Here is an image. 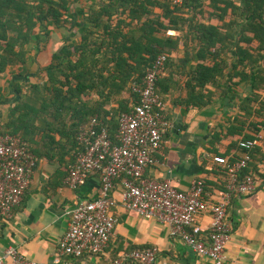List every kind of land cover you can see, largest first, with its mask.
I'll return each instance as SVG.
<instances>
[{
    "label": "trees",
    "instance_id": "1",
    "mask_svg": "<svg viewBox=\"0 0 264 264\" xmlns=\"http://www.w3.org/2000/svg\"><path fill=\"white\" fill-rule=\"evenodd\" d=\"M202 6V0H0V80L8 67L17 71L9 87L0 85V106L11 105L4 118L0 113L2 133L21 138L37 161L68 163L67 171L75 159L80 126L95 116L115 140L119 115L132 112L138 103L132 84L140 82L159 55L166 57L156 84L163 99L159 87L165 65L180 43L167 33L179 31L182 36L185 26L201 36L202 52L219 60L212 67H196L198 87L214 86L215 81L203 77L213 76L219 68L224 71L230 58H236L231 63L234 71L245 67L252 53L253 63L261 64L255 85H263L264 0H210L208 15L221 26L199 21ZM58 32L61 45L50 54L49 63L30 72L29 54L39 53ZM218 76L223 74L219 71ZM30 77L36 82L31 83ZM259 108L264 111V101ZM243 109L245 125L252 112L246 104ZM259 124L264 122L249 127ZM241 132L230 131L237 137L233 146L238 149L240 141L251 139ZM252 163L253 152L241 177L262 181L263 173Z\"/></svg>",
    "mask_w": 264,
    "mask_h": 264
},
{
    "label": "crops",
    "instance_id": "2",
    "mask_svg": "<svg viewBox=\"0 0 264 264\" xmlns=\"http://www.w3.org/2000/svg\"><path fill=\"white\" fill-rule=\"evenodd\" d=\"M202 2L199 21L205 25L221 26V21L208 15L212 11L210 0ZM190 13L193 16V12ZM196 22L194 19L192 26L195 27ZM167 34L180 40L170 53L159 87L170 128L162 151L156 155L157 164L147 169L146 176L158 181L169 180L181 191L189 189L191 181L200 178L204 180L207 192L223 190V169L214 163L213 158L241 156L242 152L233 146L237 137L230 133L237 129L242 130V136L254 141L252 166L264 175V125L249 127L250 123L264 122V111L259 110V104L264 101V84L258 88L255 85L261 64L253 63L252 53L246 66L234 71L231 63L236 58H230L224 71L219 68L213 76L203 77V80L215 81L214 86L198 87L196 67H210L214 60H219H212V56L202 52L201 36L195 29L191 31L185 26L182 36L179 31H168ZM54 37L56 39L51 37L39 53L29 54L30 72L36 73L39 66L47 65L50 54L58 50L61 45L59 32ZM256 45L253 41V46ZM260 62L263 63L264 59ZM219 71L223 77L218 76ZM16 72L15 68L8 67L0 85L9 87L8 83ZM235 73L243 74V78ZM35 79L30 77L29 81L35 83ZM247 97H252V100H247ZM92 99L94 101L95 96ZM189 100L193 102L190 105ZM245 104L252 113L243 125ZM9 106H0L3 118ZM67 164L44 159L37 161L21 202L9 219L0 221V253L14 247L38 264H112L133 251L156 248V264H212L208 259L198 257L179 239L171 237L168 227L155 219H145L134 211H127L120 205L111 210L117 222L109 247L103 253L97 256L85 254L81 259L63 258L55 263L58 242L70 223L67 212L79 200H92L100 193L98 173L91 174L78 189L68 188L65 184ZM119 192L117 182L113 192L117 201ZM227 219L231 231L224 264H264V179L254 193L232 199ZM198 223L207 229L211 223L210 213L201 214ZM122 264L135 263L126 261Z\"/></svg>",
    "mask_w": 264,
    "mask_h": 264
},
{
    "label": "built area",
    "instance_id": "3",
    "mask_svg": "<svg viewBox=\"0 0 264 264\" xmlns=\"http://www.w3.org/2000/svg\"><path fill=\"white\" fill-rule=\"evenodd\" d=\"M166 57L159 55L139 83L132 84L138 103L132 112L118 117L114 141L108 126L95 116L80 126L74 162L67 167L65 184L71 190L82 186L93 173L100 177V193L92 200H79L67 215L68 230L59 240L55 263L63 258L81 259L85 254L97 256L110 244L116 218L111 210L120 205L145 219H155L169 228L177 238L200 258L212 264H224L231 227L227 211L234 197L254 193L260 179L241 177L251 161L254 141H240L241 156L233 159L215 156L213 161L223 169L224 189L207 192L203 179L191 181L185 191L169 180L146 176L148 168L157 164L156 155L165 144L170 128L166 105L157 93L156 84ZM0 119V221L11 217L29 187L37 158L29 152L21 138L2 133ZM119 182L120 199L114 196ZM210 213L211 223L203 229L198 218ZM157 249L146 248L115 260L112 264L132 261L135 264H156ZM0 264H38L8 247L0 253Z\"/></svg>",
    "mask_w": 264,
    "mask_h": 264
},
{
    "label": "rangeland",
    "instance_id": "4",
    "mask_svg": "<svg viewBox=\"0 0 264 264\" xmlns=\"http://www.w3.org/2000/svg\"><path fill=\"white\" fill-rule=\"evenodd\" d=\"M54 39H56V38L53 36V40H54ZM43 48H44V47H43ZM43 48H42V49H43Z\"/></svg>",
    "mask_w": 264,
    "mask_h": 264
}]
</instances>
